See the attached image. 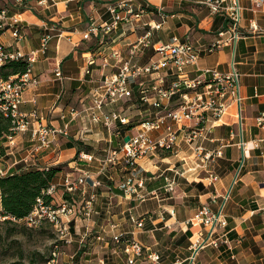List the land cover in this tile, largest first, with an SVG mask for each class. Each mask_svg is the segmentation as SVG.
<instances>
[{"label": "crops", "instance_id": "1", "mask_svg": "<svg viewBox=\"0 0 264 264\" xmlns=\"http://www.w3.org/2000/svg\"><path fill=\"white\" fill-rule=\"evenodd\" d=\"M104 2H59L56 6L43 8L34 0H23L20 4H14L13 0H0V8H7L8 15H19L24 35L15 44L10 28L4 27L0 42L12 44L13 47L17 45L24 53L38 47L41 36L53 22H57L58 26L60 24L62 37H52L47 51L34 63L32 72L39 83L24 91L19 110L26 114L35 110L41 117L42 124L58 127L68 123L69 127L68 136H57L49 147L34 155L30 154V150L35 142L31 140L29 132L14 135L11 140L6 136L0 138V148L3 150L0 155V170L9 174L46 167L57 168L58 171L51 180V183L56 184V191L51 196L53 202H59L64 189L62 180L68 173L77 174L78 170L88 169L93 177L101 181V185L95 188L88 184L81 186L75 194L78 200L82 195H87V192L95 190V212L90 219L77 215L69 222L72 240L69 243L63 242L66 251L64 249L59 253L62 264H73L76 255L89 257L84 262L90 264H128L122 248L114 246L109 237L118 231L132 232L133 237L147 248V253L159 254L156 263L138 258L133 264H172L177 261L179 264H264V145L260 143L259 147H255L252 143L253 139L264 135V130L255 122L256 116L264 111V2L257 10L252 11V0H240L241 37L234 49L232 46H223L212 50L210 46L217 38V31L226 27L229 21L221 14L210 12L195 0H151V11L143 17L135 31H127L122 35L120 31H116L103 39L94 35L81 39L80 33L87 28V15L92 6L99 19L108 18ZM159 8L165 13L163 19L156 14ZM80 12L84 14L83 18ZM150 19L161 23V27L153 31L152 40L167 41L172 35L187 40L198 52L199 68L214 67L227 71L230 63L234 62L243 97L242 121L240 132L235 108L229 107L228 114L202 140L206 150L221 148V156L209 163L206 171L186 172L175 177L173 191H166L164 188V175L171 174L168 169L173 165H180L182 160L185 161V168L195 163L192 149L183 140L172 152L139 159L136 169L137 174L144 178L141 193L145 197L143 200H136L124 197L116 186L122 178L132 173L131 168L110 165L102 170L100 160L103 157L80 149L74 141L79 132L73 135L71 131H89L98 124L90 120L87 108L91 105L90 90L98 84L101 74L99 59L96 58L95 64L90 66L91 73L84 74L86 57L96 55L100 49L108 51L114 48L120 50L123 59L128 58L130 63L146 62L149 57H144V52L129 58L127 50L128 44L145 31L147 25L143 24ZM251 20L255 21L256 29L250 27ZM156 34H162L163 37L154 40ZM67 55L69 57L65 58ZM57 66L60 76L55 74ZM129 88L134 92L133 81L129 82ZM127 100H122L115 106L110 105L108 109H119L133 119L147 115L146 107L134 108ZM71 109L76 111L73 119L70 116ZM62 114L65 118H62ZM113 126L116 128L115 132H111L108 138L96 139L97 142L105 141L106 153L115 146L110 145L112 138L116 139L117 144L120 136L129 133L126 127L118 124ZM97 128L94 133L96 135L99 132ZM117 130L121 135H117ZM241 137L248 142L244 151L238 144ZM79 153L92 154L94 159L91 162L81 161ZM112 169L115 171L110 173ZM116 170L121 173L117 182L113 183ZM209 173L216 175L217 180L207 178ZM226 192L228 198L222 210L225 227L218 228L215 236L219 238V244L207 245L198 250L192 260L189 259L192 256L190 246L196 226L186 225L185 220L191 218L202 203H208L212 209H216ZM139 220L142 221V226L136 227ZM85 233L86 236L83 237ZM223 235L227 243L223 242ZM97 236L103 239H98ZM90 253L92 257L88 256Z\"/></svg>", "mask_w": 264, "mask_h": 264}, {"label": "built area", "instance_id": "2", "mask_svg": "<svg viewBox=\"0 0 264 264\" xmlns=\"http://www.w3.org/2000/svg\"><path fill=\"white\" fill-rule=\"evenodd\" d=\"M22 1L13 0L14 4H20ZM34 1L38 6L48 8L56 6L59 2L78 4L82 0ZM141 1L146 3L142 4ZM195 1L206 6L210 12L225 16L229 21L226 27L217 31V38L211 44L210 50L223 46H232L234 49L237 40L241 37L239 30L242 10L240 0ZM150 2L151 0L105 1L103 6L108 14L106 19H99L92 6L87 15V28L80 33L81 39H88L92 35L103 39L113 35L116 31H120V34L135 31L143 17L151 11ZM263 2L264 0H252L251 10H257ZM156 14L162 19L165 17L162 8L157 9ZM143 25H147V28L128 44L127 55L129 58H134L150 48L152 53L146 62L133 64L128 58L123 59L118 49L113 48L108 51L100 49L96 55L86 57V65L83 69L84 74H90L92 71L90 66L95 64L96 58L99 59L101 74L98 84L90 90L91 105L87 108L90 120L101 122L108 128L118 124L126 127V131L129 132L126 134L129 136L127 141L123 139L125 135L120 136L119 144L110 148L100 160L101 169L105 170L110 165L130 167L132 173L122 178L116 186L124 197L136 200H143L145 197L141 193L144 188V178L137 174L136 169L139 159L154 158L172 152L183 140L192 149L195 163L185 168V161L182 160L180 165H173L168 169L171 174L164 175V188L166 191H173L176 185L175 177L182 176L186 172L206 171L207 165L221 156V148L215 151L206 150L202 140L206 138L211 128L219 124L228 114L231 106L235 108L241 132L243 99L239 73L233 61L227 71L214 67L199 68L198 52L191 43L176 35H172L167 41H153V31L159 29L161 23L150 19ZM4 27L10 28L15 44L24 38L21 18L18 14L8 15L5 7L0 8V28ZM250 27L256 29L254 20L250 21ZM46 30L47 32L41 36L38 47L27 53H23L17 45L13 47L12 44L5 45L0 42V69L11 61L25 60L27 63L24 72L10 75L8 78L0 77V111L11 118L12 133L6 135L9 140L17 133L29 132L31 140L35 142L30 150L31 155L49 146L57 136L69 135L68 123L58 127L42 124L41 117L35 110L29 114L19 110L23 102L24 91L39 83V79L32 73L33 64L40 55L47 51L52 37L56 36L57 39L62 37V31L57 22H53ZM55 74L60 76L59 66L55 68ZM130 81L134 82V92L129 88ZM133 94L134 100L131 99ZM124 99H129L134 108L146 107L147 115L133 119L124 115L119 109H108V105H114ZM70 116L71 119L76 116L74 109L70 110ZM62 118H65L64 114ZM255 122L259 128L264 130V111L256 116ZM117 131V135H121L119 130ZM252 143L255 147H259L260 143L264 145V135L253 139ZM238 144L242 151L248 147V142L242 137ZM262 150L264 151V146ZM93 158L92 154L79 153L81 161L91 162ZM0 175L5 174L0 170ZM207 178L217 180V176L212 173H209ZM87 184L95 188L101 185V181L93 177L88 169L78 170L77 174L68 173L62 180L64 189L59 202L52 201L51 196L56 191V184L50 182L42 191V194L50 196V200L47 201L42 196L37 197L31 210L23 217H6L28 228H39L47 223L52 226L60 242L69 243L72 240L69 232L71 219L77 215L90 219L92 213L95 212L93 204L96 193L94 191H89L87 195H82L78 200L75 198L79 188ZM222 197L223 200L216 209H212L208 203H202L196 213L185 220L186 225L196 226L190 246L192 256L189 259L192 260L201 248L219 244V238L215 236L218 228L225 227L222 210L228 198V192ZM141 226L142 221L139 220L136 227ZM85 236L86 233L83 237ZM109 237L114 246L122 248L128 264H133L138 258H145L155 263L159 260V254L147 253V248H144L133 237L132 232L118 231ZM97 238L103 239L101 236ZM222 240L227 243L224 235ZM59 247L58 243L53 245L50 257L45 264L56 262L60 253ZM179 263L177 261L172 264Z\"/></svg>", "mask_w": 264, "mask_h": 264}, {"label": "rangeland", "instance_id": "3", "mask_svg": "<svg viewBox=\"0 0 264 264\" xmlns=\"http://www.w3.org/2000/svg\"><path fill=\"white\" fill-rule=\"evenodd\" d=\"M104 1H106V0H104ZM74 4H77V3H74ZM80 15H81V18H83L84 14L82 12H80ZM59 28H60V24H59ZM1 29H3V28H1ZM161 37H163L162 34H156L154 36V40L161 38ZM150 55H151L150 49L145 50L143 53V56L146 58L149 57ZM32 70H33V67H32ZM2 72H3V70L0 69V77H1ZM33 87H35V86H33ZM27 89H29V88H27ZM131 99L134 100L135 96L131 95ZM127 101H128L127 103L131 102L129 99ZM120 103H121V101H119L117 104H120ZM126 104H124V107L126 106ZM109 106L110 105H108V107ZM92 125H94V124H92ZM94 127L95 128L98 127L97 129L99 130V132L97 135L94 134L96 132L95 128H92V130H89V131L88 130H85V131L80 130L79 131V130L75 129V130L71 131V134L77 135V132H79V134L77 135L78 136L77 139H74V141L76 142V145L80 149L86 150L87 152L95 153V155L97 154L98 157H104L105 156L104 154L106 153V151L104 149L107 148V146L105 145V141H98L97 142L96 139L100 138V137L108 138L111 135V132L112 133L115 132L116 128L114 126L111 128H108V127L104 126L101 122H98V124H96ZM17 134H20V133H17ZM17 134H15V135H17ZM112 136H111V138H112ZM111 141H112V143L110 144L111 146H114V145L117 146L119 144L120 140L117 142V144H116V139L112 138ZM50 144H49V146H50ZM49 146H47V147H49ZM47 147H44L41 150H44ZM116 166H118V165H116ZM114 171L115 170L112 169V170H110V173H113ZM116 171H117L116 175H113V178H114L112 181L113 183H115L114 181L117 182V179L119 178V173H121V171H119V170H116ZM94 192H95V190H94ZM222 200H223V197H222ZM93 207H95V201H94ZM94 210H95V208H94ZM55 243H58L60 246L59 252L64 250V249L66 251V247L63 244V241L60 242V240L57 239L56 232L54 231V229L52 228L51 225L45 223L39 228H28L23 224H19V223H15L13 221H10V219L8 217H6L5 215L4 216L2 215L1 208H0V264H45L46 261L50 257L53 245ZM90 247H93V246H90ZM60 254L58 255L57 260L54 264H62L60 261ZM91 255L92 254L90 253V255H88V256L92 257L93 255L92 256ZM88 258L89 257L85 258V256L83 257L80 255H76V256H74L73 264H90L89 262H87V263L84 262V259H88ZM104 262H106V261L104 260Z\"/></svg>", "mask_w": 264, "mask_h": 264}, {"label": "trees", "instance_id": "4", "mask_svg": "<svg viewBox=\"0 0 264 264\" xmlns=\"http://www.w3.org/2000/svg\"><path fill=\"white\" fill-rule=\"evenodd\" d=\"M2 32L3 29L0 28V35ZM68 57L69 55L65 58ZM26 66L25 60L8 62L1 68L3 70L1 77L8 78L10 75L20 74L25 71ZM11 126L10 116H5L0 111V138L12 133ZM2 153L3 150L0 148V155ZM57 171L55 167H48L0 176L2 215L20 218L31 210L37 197L42 196L45 200H50V196L42 194V191L49 185Z\"/></svg>", "mask_w": 264, "mask_h": 264}, {"label": "water", "instance_id": "5", "mask_svg": "<svg viewBox=\"0 0 264 264\" xmlns=\"http://www.w3.org/2000/svg\"><path fill=\"white\" fill-rule=\"evenodd\" d=\"M123 139H124V141H127V140L129 139V136H128V135H125ZM239 168H240V166L237 168V171H236V173H235V177H236V175H237V173H238V171H239ZM235 177H234V178H235Z\"/></svg>", "mask_w": 264, "mask_h": 264}]
</instances>
